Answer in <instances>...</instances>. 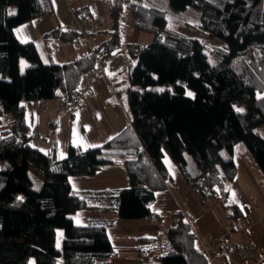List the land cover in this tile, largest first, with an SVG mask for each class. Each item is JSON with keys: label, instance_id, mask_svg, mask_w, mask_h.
<instances>
[{"label": "trees", "instance_id": "trees-1", "mask_svg": "<svg viewBox=\"0 0 264 264\" xmlns=\"http://www.w3.org/2000/svg\"><path fill=\"white\" fill-rule=\"evenodd\" d=\"M106 2L108 37L91 44V23L85 33L89 45L81 31L61 27L38 41H21L14 27L52 12L51 0H0V264H106L113 250L106 227L115 218H88L83 224L73 219L78 211L103 207L122 219L169 220L159 234L160 245L159 235L141 237L139 255L151 264H264L256 252L239 259L217 251L215 263L210 260L193 229L191 211L171 187L163 159L168 154L203 208L219 203L227 228L237 229L243 213L230 189L239 141L264 174V0H205L195 15L188 0H168L183 10L178 24L202 40L169 27L165 9L147 0ZM73 10L79 18L92 13L89 7ZM127 14L153 34L149 43L127 49L136 61L126 83L113 79L130 122L99 145H70L64 156L55 143L47 150L33 146L25 102L55 97L64 106L75 102L84 73L97 57L122 47L121 18ZM57 39L85 48L57 62ZM20 57L27 60L23 71ZM112 163L126 169L127 186H71L69 176L94 174ZM164 188L172 189L180 208L153 214L155 192ZM225 240L233 248L242 245Z\"/></svg>", "mask_w": 264, "mask_h": 264}, {"label": "crops", "instance_id": "crops-1", "mask_svg": "<svg viewBox=\"0 0 264 264\" xmlns=\"http://www.w3.org/2000/svg\"><path fill=\"white\" fill-rule=\"evenodd\" d=\"M189 1V0H188ZM195 5L201 10L205 0H199ZM53 10L14 27V33L21 41H38L45 33L55 27L69 29L73 21L74 8H87L92 12L87 18L92 23L90 42L95 45L108 37L107 29L111 24L106 0H51ZM97 10L107 15L106 23L98 19ZM98 15V13H97ZM179 32L200 40L204 37L190 29L179 25ZM121 38L123 45L111 55L98 57L103 74L93 77L89 88L78 94L76 101L64 106L59 98H45L25 102V117L30 126V143L42 150H47L51 144L58 147L60 156L67 154L69 146L75 145L87 148L101 144L104 140L115 135L122 127L130 122V116L123 99L116 94L114 82L119 79L126 83L127 71L136 61L132 46L147 44L153 34L140 29L137 21L128 17L121 18ZM216 44V41H208ZM53 60L63 62L71 60L80 53L85 45L77 43L74 48L70 42L55 40ZM131 50H127V49ZM117 76V77H116ZM114 77L116 80L114 81ZM83 81V80H82ZM82 85V83L80 84ZM235 178L232 182L230 195L239 205L243 217L235 223L237 229L229 230L222 214L223 207L219 203L203 208L192 194L189 185L182 177L177 166L168 157L164 162L169 169L172 179L182 196L190 204L189 210L193 215L192 226L199 240L211 237L225 239L229 237L236 243L244 241L254 247L259 260H264V175L251 157L237 154ZM69 182L76 189L122 187L129 183L126 169L121 164L112 163L102 166L94 174L71 175ZM189 198V199H188ZM180 208L178 198L171 188L155 192L150 210L155 213H168ZM88 218H115L113 224L106 227L113 245L112 253L106 264H136L143 245L141 237H157L163 233L169 220L161 222L152 217L142 219L118 218L116 211L109 208L85 209L75 213L74 222L86 223ZM244 260L240 264H252Z\"/></svg>", "mask_w": 264, "mask_h": 264}, {"label": "built area", "instance_id": "built-area-1", "mask_svg": "<svg viewBox=\"0 0 264 264\" xmlns=\"http://www.w3.org/2000/svg\"><path fill=\"white\" fill-rule=\"evenodd\" d=\"M67 2H70L71 0H66ZM72 29L79 30L82 33H86L87 30H89L92 25L89 19L87 18H79L75 14H73V21L70 25ZM85 38L90 45V42L88 41L86 34ZM99 57V56H98ZM97 57V62L95 66L92 69L87 70L84 73L82 85L79 88V93L84 92L89 88V85L91 83V80L93 77L100 76L103 74V69L101 63H99ZM162 241V235H159L156 238V243L161 244ZM199 243L201 245V248L203 251L207 254V256L210 258V260L215 263V255L218 251H228L231 256L239 259H243V257H252L255 255V249L253 246H251L249 243H243L239 247H232L229 242H226L225 239L219 238V237H213L209 241H203L199 240ZM136 264H151L149 258L146 255H139L136 258Z\"/></svg>", "mask_w": 264, "mask_h": 264}, {"label": "rangeland", "instance_id": "rangeland-1", "mask_svg": "<svg viewBox=\"0 0 264 264\" xmlns=\"http://www.w3.org/2000/svg\"><path fill=\"white\" fill-rule=\"evenodd\" d=\"M197 1H199V0H197ZM197 1H195L197 4H200L199 2H197ZM248 1H250V0H248ZM147 2H149V3H153V4H156V5H158L159 7H161V8H163V9H165V14H166V18H167V20H168V26L169 27H173V28H176L177 30H179V24H178V22L180 21L179 20V17H180V12L181 11H183L182 9H179V8H175L174 9V7L172 6V4H170V2H168V0H147ZM189 3L191 4V3H194V0H189ZM190 7L191 8H193L194 10V15H195V13H196V11L197 10H199V8L197 7V6H195V5H190ZM15 9H16V7L15 6H11L10 7V12H14L15 11ZM97 13H98V15H97ZM97 13H95V17L96 16H98L97 18L98 19H100L101 21H103L104 23H106V19L108 18L107 17V15H105V13H102L101 11H99V10H97ZM189 13H190V11H189ZM191 15H193L192 13H190ZM128 17H131V18H133L134 20H135V18L134 17H132V16H130V15H128ZM136 21V20H135ZM71 28V27H70ZM193 31V30H192ZM87 32V31H86ZM194 32V31H193ZM88 39H89V37H88ZM89 41H90V39H89ZM208 44H210L209 42H208ZM205 49V51H207V53H208V55H209V59L210 60H213V56H212V54L208 51V49L207 48H204ZM27 63V60L25 59V58H23V57H20V59H19V69H20V71H23L24 70V68H25V64ZM133 67V65H131V68ZM262 132H264V130H262ZM235 152L237 153V154H243V155H246V156H249L250 157V152L248 151V149L246 148V144H245V142L244 141H239L236 145H235ZM164 157H168L169 159H171L169 156H168V154H166L165 153V155H164ZM252 157V156H251ZM164 159V158H163ZM165 163V162H164ZM29 168H30V170L33 172V173H35V174H37L39 177H40V175L38 174V172H36V169L32 166V165H29ZM177 169H179L178 167H177ZM168 171H169V169H167ZM180 171V170H179ZM170 172V171H169ZM181 173V172H180ZM262 173V172H261ZM42 175V174H41ZM182 175V174H181ZM262 175H264V174H262ZM183 177V176H182ZM170 183H171V187H172V189L176 192L175 194H176V196L177 197H181L182 198V200L184 201V203H185V207L187 208V209H189V206H190V204L187 202V200H186V198L184 197V196H182L181 195V193H180V191H179V189H178V187H177V184L175 183V181L172 179V181H170ZM193 194V193H192ZM194 196H195V194H193ZM196 198V197H195ZM189 199V198H188ZM197 199V198H196ZM198 202H199V204L202 206L203 204L199 201V200H197ZM203 207V206H202ZM83 224V223H82Z\"/></svg>", "mask_w": 264, "mask_h": 264}, {"label": "snow or ice", "instance_id": "snow-or-ice-1", "mask_svg": "<svg viewBox=\"0 0 264 264\" xmlns=\"http://www.w3.org/2000/svg\"><path fill=\"white\" fill-rule=\"evenodd\" d=\"M189 95H191V93H189Z\"/></svg>", "mask_w": 264, "mask_h": 264}]
</instances>
